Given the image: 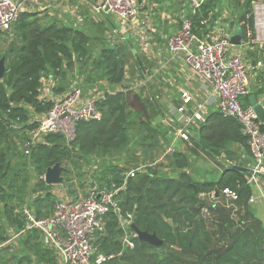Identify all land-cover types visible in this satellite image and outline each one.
Instances as JSON below:
<instances>
[{"label":"trees","instance_id":"obj_1","mask_svg":"<svg viewBox=\"0 0 264 264\" xmlns=\"http://www.w3.org/2000/svg\"><path fill=\"white\" fill-rule=\"evenodd\" d=\"M210 2L207 0L192 17L193 33L198 38L209 34L202 24V13ZM252 2L247 0L240 19L250 29L254 25ZM241 31L243 39L248 40V29L243 27ZM109 32L108 36L94 37L86 31L58 26L27 13L21 15L10 31L0 32V40L6 46L4 54L0 49L6 59L5 75L0 81V264H59L54 251L44 245L41 232L28 229L24 214L26 208L37 219L55 214L59 197L54 192L55 186L44 181L47 169L56 163L66 165L71 161L79 166L80 161L89 162L93 157H114L132 143L136 149L133 158L138 159L135 166H110L97 181L94 172L89 179H82L80 188L66 183L73 199L87 196L94 188L119 190L115 199L120 213L111 211L106 216L105 230L95 235V255L115 256L105 264H264V228L249 207L254 190L248 184L251 174L234 168L248 170L247 162H252L249 137L235 118L219 109L193 130L189 142L184 141L190 154H201L219 162L218 179L198 181L191 175L190 155L173 149L169 128L162 125L165 111L155 96L143 99L145 88L140 93L106 94L100 104L103 118L79 123L74 142L68 143L60 135H46L32 147L30 155L24 154L22 147L36 128L31 124L29 109L41 114L49 112L53 105L52 101H41L39 97L44 75L58 76L60 83L54 91L64 93L77 74L76 64H82L86 66L79 76L83 87L99 82L117 91L125 88L130 56L134 60L132 74L137 79L144 78L127 41L121 42L112 29ZM98 43L102 46L94 52ZM131 94L135 96L133 101ZM249 97L250 94L243 104ZM145 116L150 117L148 121ZM134 128L139 131L131 138ZM261 129L264 132V124ZM235 144L248 160L232 152ZM2 151L6 152V167L2 163ZM159 155L164 156L162 160H158ZM23 157L32 166L33 183L30 175L19 169ZM10 164L14 165L13 170L18 167L17 173L6 183ZM133 170L134 176L129 175ZM79 189L83 194L79 195ZM227 189L237 194L236 201L224 194ZM218 206L222 213L229 214L233 221L231 229H237L235 234L222 233ZM205 209L209 210L206 218ZM128 215L140 231L156 234L164 244L155 247L134 242L133 248L125 247L120 220ZM11 230L19 235L16 240L19 239L26 254L6 255L15 248L14 244H7Z\"/></svg>","mask_w":264,"mask_h":264},{"label":"built area","instance_id":"obj_2","mask_svg":"<svg viewBox=\"0 0 264 264\" xmlns=\"http://www.w3.org/2000/svg\"><path fill=\"white\" fill-rule=\"evenodd\" d=\"M193 15H196L202 1H193ZM142 10L140 0H97L92 5L96 15L111 14L119 27L113 34L121 42L126 41V32ZM25 12L24 0H0V32L10 31L19 22ZM253 29H248L249 41L264 44V1L252 2ZM113 36V37H115ZM171 55L181 59L191 68L195 75L200 77L206 85L212 88L213 94L218 99V109L225 115L235 118L242 127L243 133L249 137L252 150V162L248 166L250 177L248 184L254 189L261 188V173L264 170V132L251 107H245L243 100L250 92V80L253 73L258 70V65L249 62L237 47L230 44V35L226 29H220L204 40L193 33V21L186 18L179 29L167 41ZM127 78V76H126ZM71 81L64 93H56L55 87L59 85L60 78L56 75L43 76L41 101H52L49 112L38 114L34 109H29L31 124L36 128L29 133L30 139L24 143L22 151L30 155L32 147L41 142L46 135H60L68 143L77 138L78 124L81 122L98 121L103 118L100 104L106 94L115 95L118 92L139 93L146 81H131L133 84L111 91L107 83H100L85 92L82 80ZM127 80V79H126ZM182 103L170 107L165 111V122L174 127L176 138L190 141L193 130L198 129L206 117V103H195L189 91H182ZM135 170L129 175L134 176ZM117 190L98 191L92 189L85 197L78 199L65 197L59 199L56 212L46 219H37L28 209L24 210L28 229L41 232L42 239L47 247L51 248L59 264H105L114 258V255H95L94 239L97 233L106 228V216L109 212L120 213L115 199ZM227 197L236 201L235 192L225 190ZM206 195H202L205 197ZM258 198L252 196L250 204ZM209 216V210L203 211V217ZM123 230L122 243L125 247H134V232L130 229L132 217L128 215L120 220ZM23 233V232H22ZM12 238L7 243L14 244L19 235L11 230Z\"/></svg>","mask_w":264,"mask_h":264},{"label":"crops","instance_id":"obj_3","mask_svg":"<svg viewBox=\"0 0 264 264\" xmlns=\"http://www.w3.org/2000/svg\"><path fill=\"white\" fill-rule=\"evenodd\" d=\"M24 1V13L45 18L46 21L56 23L58 26H68L83 30L85 23L92 20V14H95L92 11V5L97 0ZM193 1H202L203 5L207 0L140 1L142 10L140 14L132 20V24L126 32L127 34L124 36H126L125 38L129 46L132 44L138 54L140 53L139 55L144 57V68L146 66L144 78L137 79L134 77L133 81H146L143 87L146 89L145 92L148 90H153L155 92L159 89L161 97L167 98H165L166 100L163 102L164 111L168 110L170 107L180 105L182 103V91H189L195 99L193 105L206 103L207 117L211 112L218 110L217 97L213 94L212 88L206 85L200 77L195 75L189 66L181 59H176L171 55L167 45L169 38L179 29L184 20L186 18L192 19L194 16ZM246 3L247 0H212L209 6L206 7L204 13H202V24L206 25L209 34L200 39L206 40L220 29H226L230 37L237 31H241L243 27L249 29L245 22H240L244 14L243 12L246 10ZM199 9H201V7ZM117 28L113 26L111 29L114 31V29ZM236 50L242 52L243 56L249 62L258 65L259 68L257 72L253 73L251 76L249 92L250 96L255 95L257 100L264 106V44L249 41V38L248 40L243 39L242 45L234 49V51ZM92 87L83 88L85 92H87ZM244 104L250 107L249 100L247 102L244 101ZM165 126V128H169V137L173 149H178L181 152L184 151L186 145L184 141L176 138L174 127L168 123H166ZM185 152H187L190 157L194 155L190 154L187 150ZM232 152L237 154L239 158L248 160L239 145L235 144L232 147ZM224 157L225 156H222V158ZM250 163L251 162L248 161L247 165L249 166ZM260 178L263 195L261 196L258 188L254 189L252 196L257 197L258 201L254 204H250L249 201V207L252 215L264 228V170Z\"/></svg>","mask_w":264,"mask_h":264},{"label":"rangeland","instance_id":"obj_4","mask_svg":"<svg viewBox=\"0 0 264 264\" xmlns=\"http://www.w3.org/2000/svg\"><path fill=\"white\" fill-rule=\"evenodd\" d=\"M96 16V18H95ZM91 18V17H90ZM92 20H90L89 22L85 23V25L83 26L86 32H88V34H91L94 37H103V36H108L110 35L109 30L113 27L116 26L117 22L115 20V18L111 15H104V14H100V15H95L92 14ZM117 26L119 27V24H117ZM104 28L106 30H104ZM108 31V32H107ZM2 39V38H1ZM110 40V39H109ZM0 40V49L3 51V54L6 51V46L4 44V42ZM114 43L116 42L115 40L113 41ZM112 43V42H111ZM99 46H95L94 48V52H97L98 50H100V46H102V44L100 45L98 43ZM102 48V47H101ZM140 54V53H139ZM3 58V56L0 54V60ZM129 66L130 69L128 70L127 73V80L125 81V85L129 86L130 84H132L134 80V76L132 74V66L134 64V60L133 58H131L129 56ZM86 69V66H83L82 64H76L75 66V73H77L75 75V81L79 82L80 78L79 76H81L80 74L82 73L81 70ZM83 75H86L83 74ZM95 87L100 86L99 82H96L94 85H92ZM90 86V87H92ZM87 90V89H86ZM160 90L158 89L157 91H153V90H148L147 92L143 93V99H153V97L155 96V99L158 100V102L161 104V107L164 108V103L165 100L167 99L166 97H161V95L159 94ZM133 94V93H132ZM130 95V101H133L135 98V96ZM150 97V98H148ZM163 98V99H162ZM166 98V99H165ZM165 109V108H164ZM151 115H153V113H151ZM149 116H145V119L148 121L149 120ZM162 125L164 127H166V123L163 122ZM139 129L134 128L131 131V138L135 137L138 134ZM134 143H132V145H129L127 147V149H125L126 151L123 153H119V154H114V157H93L91 158V160L89 162L87 161H80V165L76 166V164H73V162H69L66 165H61L66 169L65 173H64V177H65V183L63 185H58L56 187H54V192L56 194H58L59 199L60 198H65V197H70L68 194V185H66V183L69 181V184L72 185V187H77L80 188L82 179H89L90 176H93L96 172V181L97 179L99 180L100 176L102 175L103 171L108 169L110 166L113 165H121V166H135L136 164H134V161H138L137 158H133L136 149L133 148ZM131 147V149L128 151V149ZM186 151V149L184 150ZM5 151H2V163L3 165L6 167L8 165V161L7 158L5 156ZM160 156V155H159ZM163 155L160 156V158L158 160H162L163 159ZM222 158H219V160H221ZM191 162L192 167L190 168L188 166L189 171L191 172V175L198 181H204V180H208V179H218L220 174H221V168L219 167V162H217L216 160L213 159H209L206 156H203L201 154L199 155H192L191 157H189V163ZM57 164V163H56ZM56 164H54L53 166H55ZM81 168V170H78V168ZM14 165L10 164L9 166V170L7 171L8 177H6L5 182L9 183V181L15 176V174L17 172H15V170H17V168H15V170H13ZM67 168H70L69 173H67ZM19 169H21V171L23 173H28L32 180L33 183V179H34V172L32 171V166L30 165L29 160L27 159V157H23V159H21L20 161V167ZM81 175V177H80ZM91 181H93V179L87 181V183H91ZM86 184V183H85ZM32 186H30L31 188ZM33 189V187L31 188ZM79 195L83 194V192L81 191V189L78 190ZM219 207V206H218ZM217 207V209H218ZM220 209H218V215L220 216L219 221H220V229L222 230V233H226L227 235H233L237 232V229H231L233 228L231 225V223H233V221L230 220V216L227 213H222L221 210H223L221 207H219ZM225 209V208H224ZM223 223H226L227 226H225ZM11 238H12V234L10 232ZM44 243V241H43ZM14 251L13 249L10 250L9 252L6 253V255L9 254H16V255H22L23 253H25L24 247L22 245H20L19 243V239L15 240L14 242ZM44 245L46 246V244L44 243ZM26 254V253H25ZM15 264H18L15 262Z\"/></svg>","mask_w":264,"mask_h":264},{"label":"water","instance_id":"obj_5","mask_svg":"<svg viewBox=\"0 0 264 264\" xmlns=\"http://www.w3.org/2000/svg\"><path fill=\"white\" fill-rule=\"evenodd\" d=\"M243 42V33L242 31H237L234 35L230 37V44L234 47H240ZM130 47L132 49V52L138 61L139 65L142 68L143 73H145V68H144V57L140 56L134 46L130 44ZM6 71V59L3 57L0 60V81L3 80L4 75ZM250 101V107L254 110L257 119L261 124H264V106L257 100V97L255 95H251L249 97ZM235 169L242 170L244 172H250L247 169L240 168V167H234ZM65 168L60 164L57 163L55 166L49 167L45 173L44 176V181L46 182L47 185H52V186H58V185H63L65 183ZM131 228L135 234V237L133 238V242H144L148 243L152 246L159 247L162 246L164 243L162 240H160L156 234L154 233H149L147 231H140L134 222L131 225Z\"/></svg>","mask_w":264,"mask_h":264}]
</instances>
